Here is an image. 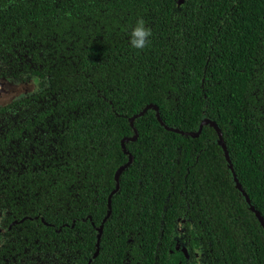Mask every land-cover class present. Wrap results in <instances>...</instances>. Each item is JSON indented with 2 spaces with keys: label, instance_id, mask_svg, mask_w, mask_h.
I'll return each mask as SVG.
<instances>
[{
  "label": "trees",
  "instance_id": "obj_1",
  "mask_svg": "<svg viewBox=\"0 0 264 264\" xmlns=\"http://www.w3.org/2000/svg\"><path fill=\"white\" fill-rule=\"evenodd\" d=\"M176 1L110 0L133 7L128 23L145 20L152 30L146 46L135 49L129 40H118L129 38L135 24H128V36L118 35L103 46L109 51L115 47V52L107 64L98 62L89 77L83 72L48 74L62 91H83L96 99L90 78L111 101L100 98L104 110L95 109L91 138L79 139V145L90 149L88 159L96 174H109L104 185L114 186V169L127 158L119 140L133 134L128 117L154 102L167 125L197 131L203 118L218 123L237 177L264 216V0H185L180 6ZM156 4L162 5L155 10ZM134 125L139 137L127 143L134 160L122 174L126 189L112 198L108 225L172 226L180 213L161 212L178 199L175 186L189 168L188 176L201 179L193 183L205 187L201 192L212 205L203 217L204 227L223 228L218 238L229 253L226 264H264V227L232 181L216 130L203 125L197 137L167 130L152 108ZM215 168L218 181L212 180ZM168 190L171 197L166 200ZM121 208L129 212L119 215Z\"/></svg>",
  "mask_w": 264,
  "mask_h": 264
},
{
  "label": "flooded vegetation",
  "instance_id": "obj_2",
  "mask_svg": "<svg viewBox=\"0 0 264 264\" xmlns=\"http://www.w3.org/2000/svg\"><path fill=\"white\" fill-rule=\"evenodd\" d=\"M132 8L110 4V0H0V96L22 89L13 94V99L0 103V264L228 262L229 253L218 238L223 228L203 225V217L212 212V205L207 194L201 192L205 187L193 183L201 179L188 176L189 168L175 186L178 199L171 202L168 212H161L162 216L180 213L172 226L108 225L112 198L126 189L122 187V174L134 160L127 143L139 137L134 125L138 117L133 124L130 118L143 108L128 117L133 134L119 140L127 158L114 169V186L104 185L109 174H96L88 159L90 149L79 145V139L91 138L95 109L104 110L100 98L111 101L90 78V91L95 92L96 99L83 91H62L48 74L83 72L89 77L88 72H93L98 62L105 60L107 64L115 47L109 51V46H103L110 40L115 42L118 35L128 36L127 25L135 24L127 22ZM124 39L129 40H118ZM93 43L100 46V52L92 47ZM124 138H128V152L122 146ZM217 142L220 145L219 136ZM225 160L235 185L237 174L226 156ZM219 175L215 168L211 179L218 181ZM170 195L168 190L165 199ZM127 212L121 208L119 215ZM95 216L101 217L97 220Z\"/></svg>",
  "mask_w": 264,
  "mask_h": 264
},
{
  "label": "water",
  "instance_id": "obj_3",
  "mask_svg": "<svg viewBox=\"0 0 264 264\" xmlns=\"http://www.w3.org/2000/svg\"><path fill=\"white\" fill-rule=\"evenodd\" d=\"M182 2H183V0H178V1H177L178 4H181ZM149 108H154V109H155L156 114H157V117H158V120L160 121L161 125H162L165 129L170 130V131H174V132H179V133H182V134H184V135H191V136L197 137V136L201 133L203 125H206V124L211 125V126L216 130L218 136L220 137V145H221V146L223 147V149H224V153H225L226 159L230 162V163H229L230 168L234 171V167H233V165H232L231 159H230V157H229V152H228V149H227L226 143H225L224 138H223V133H222V131H221V129H220V127H219V125H218V123H217L216 121H214L213 119H210V118H203V119H202L201 126H200V128H199L197 131L183 130V129L178 128V127H176V126H174V125H167L166 123H164V122L162 121V119H161L158 105L155 104V103H149V104L146 105V107H144L140 112H138L137 114L133 115V116L130 118V122H131V124H133L134 120H135L137 117H139L140 115L144 114L145 111H146L147 109H149ZM136 135H137V133L135 134V136L132 137V139H134V138L136 137ZM126 139H128V138H124V139L122 140V146H123V148H124V151H125V152H128V149H127L126 146H125V140H126ZM129 162H131V159L128 161V163H129ZM128 163H127V164H128ZM127 164L121 166V167L117 170V172H116V177L119 175V173H121V171L126 167ZM235 177H236V176H235ZM235 185H236L238 188H240V189L243 190L245 196H246L247 199H248V202L251 203L248 194L245 192L243 186L241 185V183H240V181L238 180L237 177H236V179H235ZM109 203H110V201H109ZM251 209L254 211V213H255L257 219L259 220V222H260V223L262 224V226L264 227V216L260 213V211H259L258 209H256V208L254 207V205H252V203H251ZM109 213H110V212L108 211V213H107V215L104 217V219H106V217L109 215Z\"/></svg>",
  "mask_w": 264,
  "mask_h": 264
},
{
  "label": "clouds",
  "instance_id": "obj_4",
  "mask_svg": "<svg viewBox=\"0 0 264 264\" xmlns=\"http://www.w3.org/2000/svg\"><path fill=\"white\" fill-rule=\"evenodd\" d=\"M151 34L152 30L146 25L145 20L142 17H138L129 34L130 46L135 49H143L148 43V38Z\"/></svg>",
  "mask_w": 264,
  "mask_h": 264
},
{
  "label": "rangeland",
  "instance_id": "obj_5",
  "mask_svg": "<svg viewBox=\"0 0 264 264\" xmlns=\"http://www.w3.org/2000/svg\"><path fill=\"white\" fill-rule=\"evenodd\" d=\"M21 91H22V89H15L13 92H10V93H8V91L5 92L4 96H0V103H4V102H7V101L13 99V97H12L13 94L15 95Z\"/></svg>",
  "mask_w": 264,
  "mask_h": 264
}]
</instances>
